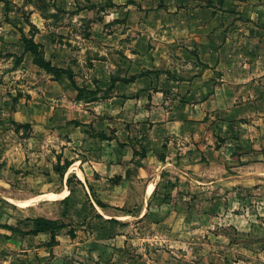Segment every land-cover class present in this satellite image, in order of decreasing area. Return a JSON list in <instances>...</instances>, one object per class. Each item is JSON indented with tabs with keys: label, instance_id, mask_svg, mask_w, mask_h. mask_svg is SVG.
<instances>
[{
	"label": "crops",
	"instance_id": "crops-1",
	"mask_svg": "<svg viewBox=\"0 0 264 264\" xmlns=\"http://www.w3.org/2000/svg\"><path fill=\"white\" fill-rule=\"evenodd\" d=\"M196 2L186 0L179 19L146 24L170 31H163L160 39L149 35L152 48L132 54L130 69L90 70L92 79L100 81L99 100L86 102L96 113L82 122L99 131L80 137L75 133L67 144L78 150L69 157L64 177L57 175L66 184L75 176L89 195L101 187L109 191L98 192L99 198L90 196L94 215L82 218L89 216L86 242L78 243L74 236L81 230L73 235L65 231L67 227L54 240L49 233L26 235L33 227L14 232L22 240L17 256L22 263L79 264L73 258L81 250L87 254L85 262L103 264L109 252L123 254L129 246L122 231L116 234V240H124L121 245H99L97 238L105 231L97 222L113 218L114 224L134 220L135 230L142 232L137 239L143 242L151 241L156 232L160 237L156 244H167L172 255L165 264H264V0ZM23 64L19 87L24 94L9 103L12 109L4 110L2 120L33 124L39 135L25 139L32 148L41 143L46 119L56 122L62 112L55 102L61 88L54 80L47 86L56 103L48 105L53 110L49 115L44 73L28 54ZM2 82L0 77V93ZM93 84L88 83V90L97 92ZM110 110L116 114L112 121ZM84 144L89 148L82 149ZM44 153L26 150L23 156L26 160L33 156L35 161L27 165L37 162L39 171ZM139 186L146 205L137 215H105L115 209L110 208L114 200L127 202L130 190ZM236 209L244 214H236ZM164 211L165 215H154ZM159 232L168 238L162 239ZM191 236L200 237L197 244L181 243ZM30 241L36 243L31 246Z\"/></svg>",
	"mask_w": 264,
	"mask_h": 264
},
{
	"label": "rangeland",
	"instance_id": "rangeland-1",
	"mask_svg": "<svg viewBox=\"0 0 264 264\" xmlns=\"http://www.w3.org/2000/svg\"><path fill=\"white\" fill-rule=\"evenodd\" d=\"M5 1L7 4L0 1V77L3 81L0 93V123L8 127H0V264H10L12 259L15 261L12 264H24L17 257L19 245L22 244L20 235L13 234L14 231L6 227L13 228L17 232L27 231L33 227L32 222L27 219L57 218L56 221L66 224V232L69 231L72 234L74 231L81 230L82 234L74 235L73 233V235L78 237V243L86 242L90 239L86 233L89 216L85 221H82V218L84 215H94V210L90 205V196L99 198L102 194L98 192L109 191V188L101 187L97 188L98 192L89 195L77 181L74 180L68 185L57 175L58 169L64 168L66 163H69V157L78 150L67 144L71 139H75V133L80 137L99 131L98 128L93 127L92 123H83L88 120V116L96 113L87 109L86 102L94 97L99 100L97 95L100 89L96 83L100 81L92 79L90 70L101 66H106L112 72H115L116 68L130 69L133 64L132 54L140 55L141 52L150 51L152 48L148 44L149 35L160 39L165 34L163 31H170L168 28H148L146 24L160 19L168 21L173 16L179 19L178 16L186 0L185 2L182 0ZM194 2L197 3L196 0ZM169 9H176L177 13H170ZM30 23L36 27V30ZM22 36L28 38L34 36V41L44 48L45 59L56 68L71 70L78 87V89L73 87L67 77L55 80L52 75L42 70L46 87V95L43 96L45 110L50 115L53 110L48 105L54 106L58 103L62 112L56 122L46 119L41 129L43 133H40L43 137L38 138L41 143L37 146L35 142L32 148L27 146L25 139L32 136V133L35 138L39 135L34 131L33 124L17 128L18 124H8L2 120L5 109H12L9 103L24 94L20 92L19 87L23 81L19 76L20 71L25 67L23 66L25 65L23 64L25 53ZM142 61L139 60V62ZM2 73H4L3 76ZM113 75L115 77L116 74ZM53 80L57 81L61 88L60 96H55L56 103L54 104L52 94L48 95L52 90L50 87L47 89ZM91 82L94 83V88H98L97 92L88 90L90 88L88 83L91 85ZM112 111L110 110V114L113 115L110 116L111 121L116 115ZM94 123L97 124V121L95 120ZM81 148L89 147L84 144ZM26 150L32 153L45 152V161L41 170H35L37 162L27 165L30 160L35 161V158L31 156L26 160L23 156ZM58 153L59 157L56 159ZM141 188L142 186L131 189L127 202L114 200L110 208L114 207L116 210L110 209L105 215H127L126 213L132 214L133 212L137 215L146 205ZM65 189L69 191L64 192ZM68 195L69 202L62 203L61 200ZM56 196L58 197L54 198ZM237 210H235L236 214H244L241 210ZM165 213V211L161 214L156 212L154 215H165ZM116 220L111 218L106 223L97 222L98 229L105 231L104 236H99L97 241L101 246L113 247L112 245H115L116 247L124 241L123 239L116 240L117 231H122L126 233V243L129 246L123 254L118 253V250L109 252L104 257L103 264H110L114 259L116 261L113 264H131L127 263L130 261L138 262L137 264H154L161 261V264H165V261L171 258L172 255L170 253L168 255L167 244H156L160 241L156 232L151 241L146 238L147 241L143 242L137 239L142 232L135 230L137 228L134 227V220H126V224H122V221L114 224ZM65 231L61 233L65 234ZM162 237V239L168 238L164 234ZM193 237L194 240H191ZM191 238L181 240V243L197 244L200 237L191 236ZM177 242L180 244V241ZM29 243L32 246L36 242L30 241ZM98 252L95 254H100ZM86 255L80 250L73 259L79 264H100L92 260L85 262ZM32 264H40V262Z\"/></svg>",
	"mask_w": 264,
	"mask_h": 264
},
{
	"label": "trees",
	"instance_id": "trees-1",
	"mask_svg": "<svg viewBox=\"0 0 264 264\" xmlns=\"http://www.w3.org/2000/svg\"><path fill=\"white\" fill-rule=\"evenodd\" d=\"M0 1L5 2L7 4V1H5V0H0ZM112 6H114V5H112ZM110 7H111V5H110ZM30 25L34 28V30H36V27L34 25H32V23H30ZM22 44L24 45L25 55L26 54L30 55V57L32 58V62L35 66H37L39 69L45 71L46 73L52 75L55 80H60L62 77H67V79L71 82L72 86L76 87L78 89L76 82H75V79L73 77V72L69 69L56 68L55 66H53L51 64L50 61H47L45 59V56H44L43 46L34 41V36H31L30 38L22 36ZM91 101L92 102L97 101V99L94 97V98L90 99L89 102H91ZM23 126L26 127V125L18 124L17 128L23 127ZM69 166H70V163H66L64 168L60 167V169H58V174L62 178L64 177L66 169H68ZM75 179H76L75 176L70 177L67 181V184L70 185L72 183V181H74ZM78 183L80 184V182H78ZM61 202L67 204L69 202V197L65 198ZM98 205L103 209L107 208V206L101 202H98ZM27 220L32 222L33 229L31 231L25 233L26 235H39L41 233H45V234L49 233L52 236V240L55 239L57 232H60L67 227L66 224H64L62 222L52 221V220H48V219L40 218V217L35 218V219H27ZM6 228L11 230V231L17 232L13 228H10V227H6Z\"/></svg>",
	"mask_w": 264,
	"mask_h": 264
}]
</instances>
